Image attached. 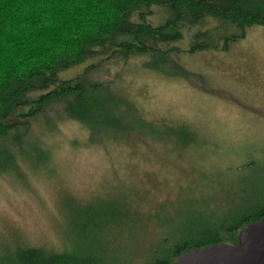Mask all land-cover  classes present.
I'll return each instance as SVG.
<instances>
[{"label":"rangeland","instance_id":"374dc122","mask_svg":"<svg viewBox=\"0 0 264 264\" xmlns=\"http://www.w3.org/2000/svg\"><path fill=\"white\" fill-rule=\"evenodd\" d=\"M168 15L154 7L148 20L158 25ZM190 35L186 30L175 46L187 49ZM173 58L171 72L145 67L149 59L138 56L109 63L95 77L125 95L145 124L176 132L175 141L148 131L97 140L76 120L53 130L34 122L51 158L35 167L20 152L19 165L0 174L1 257L24 246L73 249L86 224L99 223L97 205L108 209L112 201L124 216L91 231L103 264H144L179 227L261 207L254 199L259 184L264 188V26L248 28L228 50Z\"/></svg>","mask_w":264,"mask_h":264},{"label":"trees","instance_id":"16d2710c","mask_svg":"<svg viewBox=\"0 0 264 264\" xmlns=\"http://www.w3.org/2000/svg\"><path fill=\"white\" fill-rule=\"evenodd\" d=\"M154 7L169 12L158 25L148 20ZM207 21L215 25L206 27ZM253 26H264V0H0V174L25 158L35 167L47 166L51 154L34 133L37 120L50 130L61 120H76L97 140L148 131L175 141L176 132L145 124L128 98L95 74L109 63L138 56L149 59L145 67L171 72L174 53L228 50ZM186 30L191 35L184 50L175 45ZM81 65L85 67L77 76H62ZM110 203L108 209L97 205L99 223H87L80 234L83 242L73 249L19 247L0 256V264H103L92 233L124 214L118 202ZM258 203V209H243L219 221L179 227L175 237L162 239L147 253L144 264H170L187 251L216 243L237 245L239 231L264 218L261 184L254 199ZM84 207L86 214L94 205Z\"/></svg>","mask_w":264,"mask_h":264},{"label":"water","instance_id":"95a60500","mask_svg":"<svg viewBox=\"0 0 264 264\" xmlns=\"http://www.w3.org/2000/svg\"><path fill=\"white\" fill-rule=\"evenodd\" d=\"M170 264H264V218L239 231V243L195 248Z\"/></svg>","mask_w":264,"mask_h":264}]
</instances>
